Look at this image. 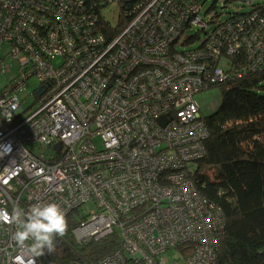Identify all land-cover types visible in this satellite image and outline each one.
Instances as JSON below:
<instances>
[{
  "label": "built area",
  "instance_id": "built-area-1",
  "mask_svg": "<svg viewBox=\"0 0 264 264\" xmlns=\"http://www.w3.org/2000/svg\"><path fill=\"white\" fill-rule=\"evenodd\" d=\"M258 1L254 16L217 27L207 62L191 63L172 49L173 0L142 3L102 54L88 46L103 41L81 11L91 0H0V74L7 56L20 66L0 90V208L54 202L78 219L79 245L116 236L95 264H219L226 218L198 185L210 134L196 95L249 70L226 73L216 48L247 47L252 67L264 68ZM182 6L183 23L192 13L191 26L207 28L200 0ZM31 78L35 107L25 105ZM88 202L97 211L81 215ZM17 230L0 223V264H53L47 248L34 256L18 246Z\"/></svg>",
  "mask_w": 264,
  "mask_h": 264
},
{
  "label": "trees",
  "instance_id": "trees-1",
  "mask_svg": "<svg viewBox=\"0 0 264 264\" xmlns=\"http://www.w3.org/2000/svg\"><path fill=\"white\" fill-rule=\"evenodd\" d=\"M148 1L151 0H115L113 3L91 0L92 3L83 5L81 11L90 16L88 24L95 22L96 32L103 34V41L97 47L93 43L88 45L92 53L102 54L105 43L121 35L137 17L139 6ZM173 1L175 4L169 11L179 36L171 37L172 49L191 63L207 62L209 54L214 53V45L211 48L209 41L217 27L254 16L260 4L258 0H226L227 3L241 2L250 9L246 14L223 19L216 6L205 9L206 0H200L202 7L198 14L207 25L205 28L191 26L192 13L187 14L190 25L183 23L184 0ZM107 13L114 14L113 20ZM217 30L223 34L222 30ZM216 51L223 55L221 66L226 73L236 72L240 64L247 65L249 70L243 75L232 76L235 79L229 80L231 82L220 84L218 107L210 115H203L210 136L205 143V156L197 166L198 185L225 214L219 264H264V68L252 67L247 47L236 55L228 54L226 47L216 48ZM66 221L65 234L57 236L59 242L55 248L61 250L60 254L52 253L55 248L47 249L53 256L50 257L53 264H81L82 260L84 264H95L115 250L116 236L79 245L72 235L78 219L71 215Z\"/></svg>",
  "mask_w": 264,
  "mask_h": 264
},
{
  "label": "clouds",
  "instance_id": "clouds-1",
  "mask_svg": "<svg viewBox=\"0 0 264 264\" xmlns=\"http://www.w3.org/2000/svg\"><path fill=\"white\" fill-rule=\"evenodd\" d=\"M0 223L18 225L13 239L21 248L27 246L34 256L41 255L45 248L51 251L54 237L63 236L67 229L65 213L54 202L37 203L27 211L16 208L11 213L0 208ZM28 241H32L30 246L26 244ZM29 264L34 262L30 261Z\"/></svg>",
  "mask_w": 264,
  "mask_h": 264
},
{
  "label": "rangeland",
  "instance_id": "rangeland-1",
  "mask_svg": "<svg viewBox=\"0 0 264 264\" xmlns=\"http://www.w3.org/2000/svg\"><path fill=\"white\" fill-rule=\"evenodd\" d=\"M216 6L217 11L223 14V19H228L234 14H246L249 12V7L241 2H233L227 3L226 0H206L205 1V9ZM117 14V12H116ZM107 16L110 20H113L114 14L107 13ZM7 46L2 50V58H4L7 54ZM61 58L58 56L55 58V65ZM3 63V72L0 74V90H2L6 85L17 79L20 75V66L18 62L7 56ZM39 86V82L35 78H31L28 87L26 88L24 94L26 96L25 105L35 107L37 102L35 103V89ZM221 100V88L220 86H212L205 90H202L196 95V102L199 104L203 115H210L213 111L218 107ZM97 211V207L93 202L86 203L83 208L80 210L81 215L88 216L92 212ZM61 250L59 248L54 249V255H59ZM51 259L53 258L52 254L49 253ZM177 256L176 253L171 254V259ZM53 261V260H52Z\"/></svg>",
  "mask_w": 264,
  "mask_h": 264
},
{
  "label": "flooded vegetation",
  "instance_id": "flooded-vegetation-1",
  "mask_svg": "<svg viewBox=\"0 0 264 264\" xmlns=\"http://www.w3.org/2000/svg\"><path fill=\"white\" fill-rule=\"evenodd\" d=\"M228 82H231V81L226 80V81H224V83H221V84H225V83H228ZM218 86H220V84H219ZM82 215H83V214H82ZM84 216H85V215H84ZM56 242H59V241H58V238L54 241V246H53V248L56 247Z\"/></svg>",
  "mask_w": 264,
  "mask_h": 264
},
{
  "label": "water",
  "instance_id": "water-1",
  "mask_svg": "<svg viewBox=\"0 0 264 264\" xmlns=\"http://www.w3.org/2000/svg\"><path fill=\"white\" fill-rule=\"evenodd\" d=\"M56 239H57V236H55L54 239H53V246H54V241H55Z\"/></svg>",
  "mask_w": 264,
  "mask_h": 264
},
{
  "label": "crops",
  "instance_id": "crops-1",
  "mask_svg": "<svg viewBox=\"0 0 264 264\" xmlns=\"http://www.w3.org/2000/svg\"><path fill=\"white\" fill-rule=\"evenodd\" d=\"M202 111V110H201Z\"/></svg>",
  "mask_w": 264,
  "mask_h": 264
}]
</instances>
